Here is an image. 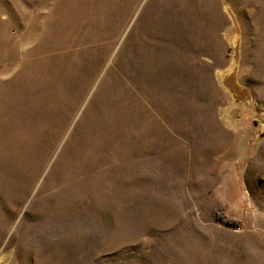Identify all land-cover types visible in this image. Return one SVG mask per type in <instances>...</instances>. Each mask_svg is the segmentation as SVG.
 <instances>
[{
    "label": "rangeland",
    "instance_id": "obj_1",
    "mask_svg": "<svg viewBox=\"0 0 264 264\" xmlns=\"http://www.w3.org/2000/svg\"><path fill=\"white\" fill-rule=\"evenodd\" d=\"M7 82L0 264H264V0H0Z\"/></svg>",
    "mask_w": 264,
    "mask_h": 264
},
{
    "label": "bare ground",
    "instance_id": "obj_2",
    "mask_svg": "<svg viewBox=\"0 0 264 264\" xmlns=\"http://www.w3.org/2000/svg\"><path fill=\"white\" fill-rule=\"evenodd\" d=\"M1 85H3V86L0 87V113L2 112V110L4 108V105H3V102L4 101H3V99H5L9 95V93L11 91V89H10L11 83L7 82L5 84L2 83Z\"/></svg>",
    "mask_w": 264,
    "mask_h": 264
},
{
    "label": "crops",
    "instance_id": "obj_3",
    "mask_svg": "<svg viewBox=\"0 0 264 264\" xmlns=\"http://www.w3.org/2000/svg\"><path fill=\"white\" fill-rule=\"evenodd\" d=\"M210 127H212V128H214L215 127V123L214 122H211V124H210ZM215 129V128H214ZM227 145V143L225 144V146ZM227 147V146H226ZM240 147V149H241V152H242V144H241V146H239ZM249 152H251V151H249ZM248 155V154H247ZM242 156V155H241Z\"/></svg>",
    "mask_w": 264,
    "mask_h": 264
},
{
    "label": "trees",
    "instance_id": "obj_4",
    "mask_svg": "<svg viewBox=\"0 0 264 264\" xmlns=\"http://www.w3.org/2000/svg\"><path fill=\"white\" fill-rule=\"evenodd\" d=\"M228 221H229V222H233V221L235 222V220H234V219H233V220H232V219H229Z\"/></svg>",
    "mask_w": 264,
    "mask_h": 264
}]
</instances>
